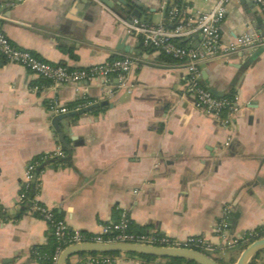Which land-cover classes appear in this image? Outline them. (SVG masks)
I'll return each instance as SVG.
<instances>
[{"label": "crops", "instance_id": "obj_1", "mask_svg": "<svg viewBox=\"0 0 264 264\" xmlns=\"http://www.w3.org/2000/svg\"><path fill=\"white\" fill-rule=\"evenodd\" d=\"M216 2L182 0L181 13L195 19ZM127 4L110 10L96 0H0V29L16 48L44 62L80 70L134 61L125 87L115 76L53 87L0 56V264H39L33 249L50 244L48 224L23 212L19 198L28 165L58 152L67 165L46 163L37 199L71 230L97 235L127 213L136 232L181 243L203 237L220 248L215 259L234 264L245 250L237 244L264 226V47L200 65L203 85L236 102L237 112L224 127L197 107L185 71L120 21L166 25L164 1ZM263 33L252 0L227 5L224 43ZM198 44L196 38L192 47ZM54 100L70 113L93 108L60 121L59 133V116L49 108ZM223 223L228 227L222 234ZM255 262L264 264V251ZM69 264L89 263L75 255ZM114 264L148 263L120 254Z\"/></svg>", "mask_w": 264, "mask_h": 264}, {"label": "built area", "instance_id": "obj_2", "mask_svg": "<svg viewBox=\"0 0 264 264\" xmlns=\"http://www.w3.org/2000/svg\"><path fill=\"white\" fill-rule=\"evenodd\" d=\"M168 8L169 24L152 26L142 23L138 19L126 21L121 19L122 25L130 35L142 39L143 44L152 47L159 52L178 61V66L186 73V89L194 96L197 107L207 115L215 118L224 127H228L231 118L237 112L235 100L221 99L215 97L202 85L200 65L211 59L233 55L239 51H245L257 47H264V33L260 36L246 34L224 43L222 41L221 27L227 15V5L232 0H217L216 4L201 12L195 19H186L181 13L179 2L181 0H163ZM258 8L264 22V0H252ZM2 16H0V19ZM199 39L197 48L182 47L177 42ZM0 56L7 62L20 65L28 69L41 79L51 83L53 87L60 84H77L83 81H93L96 79L108 80L116 77L122 87H125L127 76L131 73L134 61L131 58H121L112 62L94 65L90 68L71 70L64 65H52L37 58L34 54L26 50L16 48L5 33L0 29ZM50 112L58 117L72 112L71 109L63 106L59 100H54L49 105ZM80 110V107L75 109ZM228 114L227 117L224 115ZM64 158L62 152L53 155L42 156L30 163L25 173L23 190L19 200L22 202L30 190L37 189V181L43 174L46 163ZM36 179V185H35ZM34 203H40L37 196ZM54 209L50 207L37 206L34 212L42 216L49 227H52L59 246L53 259V264H58L59 257L64 249L76 244L83 243H133L148 246L162 247H201L210 253H215L220 248L214 246L203 237H192L185 242H177L167 236L156 233L145 235H135L130 233L132 224L131 217L127 213L121 215L120 221L102 227L97 235H87L78 230L69 229L64 220H57ZM223 223L220 229L222 234L227 228ZM224 236V235H223ZM231 246L233 243H227ZM66 247V248H65ZM116 259L104 257L97 254L95 257L88 256L89 264H112Z\"/></svg>", "mask_w": 264, "mask_h": 264}, {"label": "water", "instance_id": "obj_3", "mask_svg": "<svg viewBox=\"0 0 264 264\" xmlns=\"http://www.w3.org/2000/svg\"><path fill=\"white\" fill-rule=\"evenodd\" d=\"M129 0H96L99 4L105 6L106 8L113 10L116 7H119L121 10H125L128 7ZM135 15L137 17H141V14L136 12ZM142 21H145V17H141ZM122 49V48H119ZM203 85V83H202ZM204 86V85H203ZM206 90L211 92L214 96L216 95L214 91L206 88ZM93 107H90L84 111H80V113H68L65 115H61L55 119L54 124L56 130L61 133L59 128L60 121L64 119H68L70 117L77 116L78 114H82L86 111L91 110ZM60 139L65 145L66 150L71 154V150L69 146L65 143L62 135L60 134ZM36 185V179H35ZM264 251V238L253 242L249 245L241 254L240 258L234 264H250L260 253ZM111 253H119L122 255H144L155 257L159 259H181L189 262H193L196 264H222L218 262L216 259L202 253L196 251L194 249L183 248V247H162V246H148L141 244H133V243H105V244H97V243H83L76 244L70 247H67L63 250L59 257L58 264H68L71 257L79 254H111Z\"/></svg>", "mask_w": 264, "mask_h": 264}, {"label": "trees", "instance_id": "obj_4", "mask_svg": "<svg viewBox=\"0 0 264 264\" xmlns=\"http://www.w3.org/2000/svg\"><path fill=\"white\" fill-rule=\"evenodd\" d=\"M181 1L179 2L180 5H181ZM166 25L167 26H171V24H169V17H168ZM177 44L182 46V47H192V43L189 40H183V41L177 42ZM162 55L164 57H166L165 54H162ZM169 61H172V62L178 64V61H176L175 59L170 58V57H169ZM227 99L233 100L234 98H231V97L229 98L228 97ZM38 159H40V158H38ZM52 161L58 166L67 165V158L66 159L65 158L64 159L58 158V159H54ZM36 196H37V189L30 190L26 194V198L22 201V204H21L22 205V209H23V212L31 211L36 217H38L39 219H42V216H40L37 212H34V208L36 207V205L40 206V207L44 206L41 203H36V204L34 203V199H35ZM54 214H55V217H56L57 220H63L57 214L56 211H54ZM129 231H130L131 234H135V235L149 234V233H142V232L134 231L132 224H131V227H130ZM49 233H50V244L47 247H36L32 251V257L39 264H53V259H54L55 255H56V251H57V248L59 246L58 240L56 239V237L54 235V231H53L52 227H49ZM159 235H161V234H159ZM262 238H264V226L257 228L255 231H253L251 233L246 234V236L243 238V240H241L237 244V246L241 247L242 249H246L253 242H255L257 240H260ZM191 249H194L196 251L202 252V253L212 257L211 256L212 253L206 251L205 249H203L201 247L193 246V247H191ZM88 256L95 257V256H97V254H79V257L85 263H88L87 262V257ZM102 256L109 257L111 259H116V257L120 256V254L119 253H111V254H103ZM132 256L141 258L144 262H146L148 264L156 260L155 257H150V256H144V255H142V256H140V255H132ZM216 260L218 262L222 263L220 260H218V259H216ZM68 264H69V262H68ZM112 264H114V263H112ZM169 264H196V263L189 262V261H186V260H181V259H169ZM250 264H256L255 259Z\"/></svg>", "mask_w": 264, "mask_h": 264}, {"label": "rangeland", "instance_id": "obj_5", "mask_svg": "<svg viewBox=\"0 0 264 264\" xmlns=\"http://www.w3.org/2000/svg\"><path fill=\"white\" fill-rule=\"evenodd\" d=\"M211 256L215 259V256L213 254H211ZM219 260V259H218Z\"/></svg>", "mask_w": 264, "mask_h": 264}]
</instances>
